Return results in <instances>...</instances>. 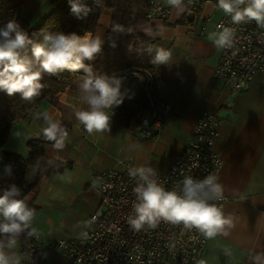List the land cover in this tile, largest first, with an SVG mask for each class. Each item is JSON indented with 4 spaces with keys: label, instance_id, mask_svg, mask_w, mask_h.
Instances as JSON below:
<instances>
[{
    "label": "crops",
    "instance_id": "1",
    "mask_svg": "<svg viewBox=\"0 0 264 264\" xmlns=\"http://www.w3.org/2000/svg\"><path fill=\"white\" fill-rule=\"evenodd\" d=\"M19 1L22 16L31 26L52 11L53 0ZM93 1L84 0L90 9ZM160 1L166 16L148 21L138 29L152 41L150 63L156 48L172 53L167 64L151 63L158 72L156 100L170 106L158 138H141L137 132L139 119L134 113L125 122L114 114L110 130L89 135L75 117V112L87 105L80 100L74 83L78 73L74 72L59 95L58 106L41 101L24 119L11 125L4 150L27 159V145L34 144L44 150L49 164L36 192L28 195L35 209L32 226L42 241L43 257L35 261L23 256L24 241L18 239L11 253L22 257L20 264H65L63 255L50 243L78 236L91 227L89 217L98 206L97 199L86 190L91 175L122 169L126 161L133 167L143 165L165 171L191 139L194 122L202 112L216 114L222 120L215 144L222 160L217 176L227 197L222 210L231 216L234 226L225 228L227 235L219 233L209 238L199 264H264V259H254L264 253V75L257 74L248 90L230 102L227 83L213 75L221 49L213 43L215 36L208 39L209 33L218 32L216 23L223 14L217 0H193L200 3L197 10L189 7V0H183V12L166 5L165 0ZM98 24L92 34L105 42L109 11H102ZM41 111H48L67 128L69 136L63 150L53 149L55 141L41 136L43 121L35 118ZM54 166L62 169L55 171ZM36 174L37 165L28 162L26 182L31 183Z\"/></svg>",
    "mask_w": 264,
    "mask_h": 264
},
{
    "label": "clouds",
    "instance_id": "2",
    "mask_svg": "<svg viewBox=\"0 0 264 264\" xmlns=\"http://www.w3.org/2000/svg\"><path fill=\"white\" fill-rule=\"evenodd\" d=\"M68 2L71 14L77 19L87 17L91 11L84 0ZM192 2L189 0V4ZM165 4L179 12L186 7L183 0H165ZM217 7L231 18L232 24L255 21L257 26L264 28V0H217ZM217 28L218 32L209 33L208 39L215 36L213 43L218 49L232 47L235 28L223 24ZM103 44L104 39L91 32L81 36L75 32L65 34L45 30H42V40L37 42L16 19H9L0 26V91L10 97L19 94L22 100L31 102L45 87L41 82L44 74L54 76L64 70L78 73L74 83L81 102L87 107L75 112L77 121L89 135L108 131L114 110L123 104L127 91H121L122 78L94 71L91 62L102 52ZM111 46H116L114 41ZM148 51L151 53L153 49ZM155 52L151 63L156 65L167 64L172 57L171 51L164 48H156ZM35 118L43 121L41 136L47 141H55L53 149L63 150L69 136L64 124L48 111L37 113ZM14 174L13 165L5 164L0 178L11 179ZM128 175L136 183L133 189L135 201L127 222L136 231L145 225L155 228L164 221L183 224L187 229L196 228L211 239L219 233L227 235L225 228L234 226L230 215L226 216L220 207L210 203L224 198V186L215 174L203 179L186 175L179 190H167L154 178L157 173L151 167H131ZM28 200L16 183L8 184L0 194V264H20L22 257L11 253L18 238L23 233L38 236L37 229L32 226L35 209L28 206ZM254 259L261 261L264 253L257 254Z\"/></svg>",
    "mask_w": 264,
    "mask_h": 264
},
{
    "label": "built area",
    "instance_id": "3",
    "mask_svg": "<svg viewBox=\"0 0 264 264\" xmlns=\"http://www.w3.org/2000/svg\"><path fill=\"white\" fill-rule=\"evenodd\" d=\"M199 4L193 1L189 7L197 10ZM165 16L166 9L160 0H148L147 21ZM221 24L235 28V37L232 47L220 50L219 64L213 75L227 83L231 102L240 92L248 90L257 74L264 75V28L257 26L255 21L232 24L231 18L224 14L216 23L217 30ZM131 74L136 77L137 85L150 106L149 111L139 117L137 132L143 139L158 138L170 106L152 96V88L157 84L150 71L138 70ZM114 114H118L117 109ZM221 121L216 114L200 113L184 149L165 171H156L154 178L167 190H179L186 175L194 179L217 175L222 160L215 144ZM122 166V169L112 168L91 175L86 190L98 201L96 210L89 217L91 227L78 236L52 241L51 247L63 255L65 264H199L209 238L198 229H187L183 224L173 225L164 221L155 228L145 225L140 231L130 227L127 218L132 214L136 182L128 175L129 168L133 167L131 162L126 161ZM226 201L224 196L222 200L210 203L222 209ZM41 243L37 235L29 236L24 241L21 254L35 261L41 260Z\"/></svg>",
    "mask_w": 264,
    "mask_h": 264
},
{
    "label": "trees",
    "instance_id": "4",
    "mask_svg": "<svg viewBox=\"0 0 264 264\" xmlns=\"http://www.w3.org/2000/svg\"><path fill=\"white\" fill-rule=\"evenodd\" d=\"M147 8L148 0H98V3L97 0H94L91 11L87 15L86 27L81 30L78 25L80 19L71 14L68 0H53L51 13L36 26H31L28 20L22 16V3L19 0H0V26L9 19H16L29 36L39 42L42 40V30L50 33L64 32L65 34L75 32L81 36L83 32L93 33L99 25L98 19L102 11H109L110 24L106 29L102 52L93 64L94 71L121 78L133 71L147 70L156 78L158 72L151 66L150 52L148 51L152 41L138 32L139 27L148 22L145 17ZM113 41L115 47L111 46ZM65 72L64 70L54 76L44 74L41 82L45 87L40 96L35 97L31 102L22 100L19 94L10 97L0 91V177L3 176V165L5 164H12L15 173L11 179L0 178V194L8 184L16 183L22 189V194L28 196L30 193L36 192L40 177L48 173L49 164L44 150L40 147L34 144L27 145L29 155L25 159L18 154L6 152L4 145L11 125L24 119L41 101H45L53 107L58 106L59 95L71 81L70 76ZM156 88H152L151 91L154 98H156ZM116 109L120 122H125L132 116L133 112L126 105L122 104ZM28 162L37 165V174L31 183L26 182ZM53 169L58 171L62 169V166H54ZM27 203L29 207L34 208L31 199ZM18 239L27 241L29 236L27 233H23Z\"/></svg>",
    "mask_w": 264,
    "mask_h": 264
},
{
    "label": "rangeland",
    "instance_id": "5",
    "mask_svg": "<svg viewBox=\"0 0 264 264\" xmlns=\"http://www.w3.org/2000/svg\"><path fill=\"white\" fill-rule=\"evenodd\" d=\"M87 17L79 20V27L81 30H84L86 27ZM84 35V32H83ZM66 73L68 72V76H70L73 72H69L65 70ZM122 78V87L121 91H127V95L124 99L123 105L129 107V109L137 116L139 119L140 116L146 114L149 109V103L145 98L142 90L137 85V79L133 74L124 75ZM128 97H131L130 99Z\"/></svg>",
    "mask_w": 264,
    "mask_h": 264
}]
</instances>
